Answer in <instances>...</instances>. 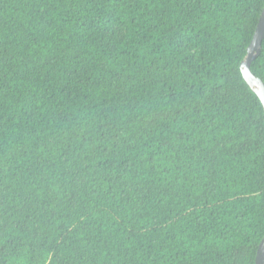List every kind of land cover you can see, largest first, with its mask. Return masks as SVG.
<instances>
[{"label":"trees","instance_id":"16d2710c","mask_svg":"<svg viewBox=\"0 0 264 264\" xmlns=\"http://www.w3.org/2000/svg\"><path fill=\"white\" fill-rule=\"evenodd\" d=\"M263 7L0 0V264H255Z\"/></svg>","mask_w":264,"mask_h":264},{"label":"water","instance_id":"95a60500","mask_svg":"<svg viewBox=\"0 0 264 264\" xmlns=\"http://www.w3.org/2000/svg\"><path fill=\"white\" fill-rule=\"evenodd\" d=\"M264 39V7L259 17L253 38L247 48V55L241 62L243 76L253 91L259 96L264 106V81L262 78L253 73L251 65L253 60L261 52L262 42ZM255 264H264V236L261 239L256 256Z\"/></svg>","mask_w":264,"mask_h":264}]
</instances>
